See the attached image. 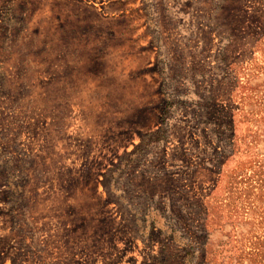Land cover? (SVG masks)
Masks as SVG:
<instances>
[{"label": "rangeland", "instance_id": "374dc122", "mask_svg": "<svg viewBox=\"0 0 264 264\" xmlns=\"http://www.w3.org/2000/svg\"><path fill=\"white\" fill-rule=\"evenodd\" d=\"M0 264H264V0H0Z\"/></svg>", "mask_w": 264, "mask_h": 264}]
</instances>
